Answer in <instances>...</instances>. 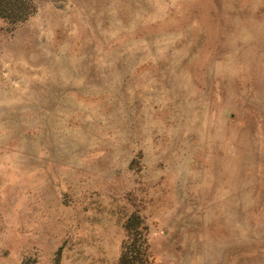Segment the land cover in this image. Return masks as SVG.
<instances>
[{
	"label": "rangeland",
	"instance_id": "1",
	"mask_svg": "<svg viewBox=\"0 0 264 264\" xmlns=\"http://www.w3.org/2000/svg\"><path fill=\"white\" fill-rule=\"evenodd\" d=\"M264 264V0H5L0 264Z\"/></svg>",
	"mask_w": 264,
	"mask_h": 264
},
{
	"label": "trees",
	"instance_id": "2",
	"mask_svg": "<svg viewBox=\"0 0 264 264\" xmlns=\"http://www.w3.org/2000/svg\"><path fill=\"white\" fill-rule=\"evenodd\" d=\"M5 7V0H0V15ZM122 264H125V255L121 259Z\"/></svg>",
	"mask_w": 264,
	"mask_h": 264
}]
</instances>
